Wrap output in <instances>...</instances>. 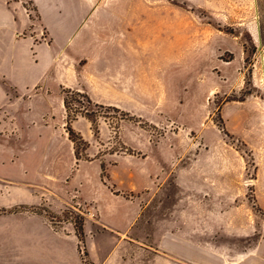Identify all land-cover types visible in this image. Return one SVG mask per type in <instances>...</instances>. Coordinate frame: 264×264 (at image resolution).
Returning <instances> with one entry per match:
<instances>
[{
    "label": "rangeland",
    "instance_id": "obj_1",
    "mask_svg": "<svg viewBox=\"0 0 264 264\" xmlns=\"http://www.w3.org/2000/svg\"><path fill=\"white\" fill-rule=\"evenodd\" d=\"M52 1L59 6L52 16L84 23L65 50L71 65L46 68L45 54L27 78L12 75L8 93L25 99L4 111L15 115L21 139L0 135V174L21 169L22 178L0 179V195L25 184L43 198L1 207L0 196V217L42 214L57 230L73 229L83 264H264V9L257 0ZM104 53L123 89H110L118 104L98 103L108 90L85 79L92 63L84 69L90 94L79 91L97 111L96 130L80 115L72 122L87 141L79 148L87 159L76 162L62 84L76 81V59L96 64ZM110 106L132 118L119 120ZM77 197L94 198L106 224L93 200ZM134 206L138 216L128 224Z\"/></svg>",
    "mask_w": 264,
    "mask_h": 264
},
{
    "label": "crops",
    "instance_id": "obj_2",
    "mask_svg": "<svg viewBox=\"0 0 264 264\" xmlns=\"http://www.w3.org/2000/svg\"><path fill=\"white\" fill-rule=\"evenodd\" d=\"M257 2L261 13L264 9V0H257ZM26 4V0H0V116L2 115L0 117V135H13L17 140L21 139L19 122L13 112L7 113L4 109L6 108L5 104H15L18 102L15 100H20V98L24 100L25 97L8 93L10 89H13L12 86L9 87L10 83H14L12 75L19 74L21 77L27 78L31 73V68L40 64L45 54L48 55L45 63L46 68L56 64L71 65L65 50L73 43L84 24L82 18L76 22L66 23L52 16L54 10L57 11L59 7L52 0H48L46 3L41 0H30L31 8ZM31 44L32 47H30ZM106 53L100 55L99 63L96 64L88 59L83 62L81 59L78 63L76 59L73 65L76 81L62 85L90 94L86 88L87 85L81 82V78L83 74H86L84 69H87V65L92 63L94 68L87 76H84L85 79L92 83L96 82L98 87L108 90V92H103V100H95L103 104H118L114 101L110 89L122 90L123 86L117 85V83H122L123 78L110 69L112 57ZM37 86L34 90L39 92L41 87L37 88ZM28 99H30L29 96ZM61 100L63 103L62 98ZM26 103L29 106L28 100ZM66 138L69 140L68 137ZM69 141L71 142V140ZM18 158V155L14 154L11 161H16ZM25 173L27 172L25 171ZM20 174L21 169H15L10 173L0 174V179L21 180ZM43 174L47 177L51 176L49 173L44 172ZM16 188L19 189L16 190ZM29 189L30 187L25 184L16 187L9 185L0 195L3 196L1 207L39 204L43 197ZM110 193L112 196H117L112 194L111 190ZM77 198L81 202L93 200L99 213V222L102 225L106 224L103 221L101 206L94 198ZM70 201L71 199L63 198L62 204ZM138 211L137 206H134V214L128 224L133 223L138 216ZM102 229L106 228L102 227ZM72 230L64 232V230L55 229L42 214L2 215L0 217V264H83L78 251V240ZM119 232L121 235L123 234V231Z\"/></svg>",
    "mask_w": 264,
    "mask_h": 264
},
{
    "label": "trees",
    "instance_id": "obj_3",
    "mask_svg": "<svg viewBox=\"0 0 264 264\" xmlns=\"http://www.w3.org/2000/svg\"><path fill=\"white\" fill-rule=\"evenodd\" d=\"M26 6L28 7L27 4ZM62 92L64 93V97L62 98L63 106L64 109L66 110L65 132L67 134L68 139L73 142L74 145L73 152L77 162L82 157V152L79 151V148H81V146L85 148L84 146L87 145V141H85L82 135L80 134V132L72 126V122L78 117V115H80L81 117L88 119L91 122L92 126L94 127L96 122L95 115H97L96 114L97 111H95L93 108L90 107L91 105H93V102L91 101V99H89V97L86 94L82 93L81 91L74 90L71 88H64V86H62ZM110 107H112L115 112L119 113L120 115L119 120L128 118V116L132 118V116L128 112L120 110L117 107H113V106ZM94 129L96 130L95 127ZM84 159L87 158L84 157ZM103 165L104 164L100 165L102 171H104ZM82 230H83V224L80 222V225L78 227L76 226L75 231L78 239H80L81 241H82L81 237L83 232Z\"/></svg>",
    "mask_w": 264,
    "mask_h": 264
}]
</instances>
